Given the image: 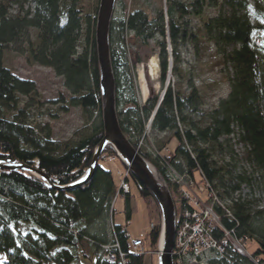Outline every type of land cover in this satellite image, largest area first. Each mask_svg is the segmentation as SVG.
Instances as JSON below:
<instances>
[{"label":"trees","instance_id":"16d2710c","mask_svg":"<svg viewBox=\"0 0 264 264\" xmlns=\"http://www.w3.org/2000/svg\"><path fill=\"white\" fill-rule=\"evenodd\" d=\"M31 1L33 9L14 17L3 4L5 0H0V161L16 160L27 164L48 175L56 185L67 186L81 179L91 167L96 149L104 138L103 124L100 122L89 137L77 143L57 144L52 141L50 133L33 126L26 112L18 109L20 96L36 94L37 88L34 82L18 78L4 66V48L18 41L30 29L38 30L39 44L31 52L33 62L53 69L58 77L65 80L71 94L69 108L93 111L100 117L102 96L96 44V15L99 9L96 7L95 11L88 13L85 0ZM219 7L221 14L203 23L204 34L201 37L181 24L186 18L200 17L204 8ZM167 9V21L163 9L154 20H150L143 11L134 10L127 24L121 23L123 32L134 34L140 41L149 42L160 37L162 85H166L170 71L167 40L170 39L174 47V75L179 71V44L193 39L195 42L203 40L214 44L218 54L234 70L230 77L232 92L213 113L211 124L205 129L200 128L187 113L193 107L197 109L200 103L195 87H192L195 91L192 96L185 97L170 86L158 109L160 97L151 96L144 106L133 100L126 103L125 110L120 111L121 65L112 50L120 127L137 148L136 143L144 136L145 124L157 110L153 130L173 132L171 138L176 139L178 145L169 160H152L150 156L144 158L156 167L167 183V166L176 171H188L191 175L202 171L212 187L219 189L218 198L231 196L226 206L232 217L217 208L224 229L235 231L242 242H254L257 246L254 256H264V210L253 211V204L248 199L241 194L235 198L233 194L239 192L246 181L251 183L253 179L264 186V63L260 49L252 41L255 32L264 33V25L251 23L247 0H195L190 5L168 0ZM261 18L264 20V17ZM82 36L86 45L80 51ZM126 78L128 80L129 75ZM63 108L68 112V107ZM13 113L14 117L8 120L7 114ZM179 123L185 129L180 130ZM232 135H238L239 141L250 149L248 160L256 169L251 179L244 175L233 177V173L231 179H227L224 166L213 160L209 150L203 149V145L220 146L221 138ZM113 155L114 150L107 147L100 161ZM136 184L141 198L145 201L154 199L144 185ZM115 194L113 176L100 163L92 180L72 192L50 189L41 179L26 171L0 169V253L8 257L5 264H73L77 255L69 249H78L85 238H92V244L102 245L101 248L109 244L107 235H91L89 230L98 223L104 227L108 222ZM126 217L128 221L131 219L129 199L126 201ZM22 224L31 227L25 237L15 231ZM114 231L126 256V264H144L145 255L128 248L126 231L122 226L116 225ZM160 234L161 224L152 223L148 236L152 249L157 248ZM111 237V244H116L112 233ZM214 237L220 241L224 236L217 229ZM113 254L115 264H122L119 252ZM230 256L234 261H248L231 250L226 258ZM221 263L224 264V261ZM97 264L111 263L98 259Z\"/></svg>","mask_w":264,"mask_h":264},{"label":"rangeland","instance_id":"374dc122","mask_svg":"<svg viewBox=\"0 0 264 264\" xmlns=\"http://www.w3.org/2000/svg\"><path fill=\"white\" fill-rule=\"evenodd\" d=\"M167 1L168 0L116 1L110 28V46L111 53L112 50L115 52L116 58L121 65L119 72L122 79L119 90V102L121 103V107L119 109L120 111L125 110L126 103L133 100H136L140 106H144L151 96H159L160 103L157 107L158 109L170 86L175 92L185 97H191L195 92L192 87H195L200 98V103L198 102L197 109L193 107L189 109L187 113L200 128L205 129L211 124V116L213 113L219 108L223 101L229 98L232 92L230 77L233 76L234 70L225 62L223 56L218 54L215 45L203 40L201 42H195L193 39L182 41L178 48L180 57L178 64L179 71L172 75V69L174 67V47L171 40L168 39L167 53L169 55L170 71L168 81L166 85L163 86L161 83L162 69L160 55L162 48L159 45L161 41L160 37L150 40L149 42H143L130 32L124 31V33L121 28V23L125 22V24H127L128 17L134 10H141L148 15L150 20H154L158 16L159 11L163 9L167 21ZM176 1L190 5L195 0ZM100 2V0H85L84 3L88 13L95 11L96 7L99 9ZM247 2L249 5V10L247 11L251 23L264 25V20L261 18L264 17V0H247ZM3 4L8 7L10 15L14 17L22 16L27 10L34 8L31 0H5ZM257 10L259 12H256ZM221 12L222 9L220 7L204 8L200 17L195 16L186 18L181 24L201 37L204 34L203 23L206 20L220 15ZM97 18L98 13L96 15V20ZM114 23L115 28L111 41V31ZM123 33L124 40L122 38ZM252 41L256 47L260 49L259 53L264 63V33L255 32ZM38 44V30L30 29L28 33L18 39V41L4 48V66L18 78L34 82L37 88L36 94L29 97L20 96L17 107L19 110L26 112L33 126L45 129L46 133H50L52 141L57 144L77 143L89 137L100 122L103 124V110H101L102 114L99 117L98 113H93V111H85L82 108H69L71 94L65 85V80L62 77H58L53 69L40 66L34 63L31 58V52L37 48ZM85 45L86 40L85 37L82 36L79 43L80 51L84 49ZM152 59H156L159 66L157 82H154L150 76V64ZM142 70H144V75L150 88V94L147 100L143 99L140 92V72ZM128 75L130 78L127 80L126 77ZM156 85H159L158 90L156 89ZM63 107H68V112L64 111ZM14 113L7 114V119L11 120L14 117ZM156 116L157 110L145 124L144 136L136 143L137 148L134 147L129 137L123 134L138 154L141 156L143 154V158L144 156H150L152 160L158 159L161 161L162 159L163 161L167 160L169 156L171 157V154L177 148L178 141L176 139L172 140L171 137L173 132L163 133L153 130V123ZM179 128L180 130L185 129L182 123H179ZM219 143L220 146L216 144L203 145V149L206 151L209 150V153L213 156V160L220 166H224V173L228 176L227 179H231V173H233V177L244 175L245 178H253V173L256 172V169L248 160L250 149L239 141L238 135H232L229 138H221ZM107 147H111L115 155L104 159V161H100L99 159V163L105 170L111 172L116 184V194L111 202L112 211L108 222L105 223L104 227L102 224V226L99 225V223L92 226L89 232L91 235L100 234L101 237L107 235V242L109 244L104 245V248L102 247L104 251V256H102V245L92 244V238H85L78 249H69L74 255H77V259L73 264H97L98 259L115 264V262L107 261L105 257L107 258L109 255L115 257L113 253L117 251L122 258V264H126V256H123V250L118 243L116 231H114L116 225L122 226L124 231H126V237L128 235L136 239L133 236L139 235V237L143 238L144 247L141 255H145L144 264H159L160 238L157 248L152 249L148 236L152 223L155 225L161 224L162 229V209L154 196V199H149L147 201L139 196L138 186L136 184L138 181L135 179L132 172L123 164L115 148L112 145H107L106 148ZM97 150L98 148L96 152ZM146 161L158 172L152 163L148 160ZM13 162L20 163L16 160L7 161V163ZM180 165L183 167L182 163H180ZM167 168V170H171V173H174L172 177L168 176V183L164 178L163 179L166 182L175 206L177 220L175 249L177 245L181 243L184 248L183 252H186L184 256L182 253H175L173 249L172 257L174 264L176 255L181 256V264H200L207 259V264H214L216 262L220 264L221 261H224V264H264V256H254V252L257 248L254 242H242L236 236L235 231L229 232L224 229L221 224V218L217 208L222 209L228 214V217H232L226 206L229 205L231 196L229 198L224 197L223 199L221 197L218 198L217 194L219 189L216 190L212 187V184L208 182V179H206L202 171L195 172L191 175L188 171H181L176 168L178 171L177 173L172 167L169 168L167 166ZM87 173L83 177H85ZM255 177L257 178L256 174ZM81 179L75 183L79 182ZM170 185L172 186V190L170 189ZM233 194L235 198H238L241 194L245 199H248V201L253 204V211L264 210V186L259 180L256 181L253 179L251 183L246 181V183L241 186V190ZM127 199H129L131 210V219L129 221L126 217ZM188 203L197 214V216L191 215L194 218L193 231L188 229V227L180 229L182 223L185 221L183 214L185 212L184 208H186ZM206 225L212 227V238L205 232ZM11 228L14 230L13 227ZM214 229H218L223 233L224 237L220 241L214 237ZM30 230L31 227L25 224L15 228L16 234H22V237H25ZM111 233L114 235L113 240L116 244H111ZM126 240L128 241V239ZM211 242H214L217 246L209 244ZM155 250L156 252H154ZM230 250L233 253L241 255L243 259H247V263L241 259L237 260L239 262L234 261L231 256L226 258ZM188 255L190 258H186ZM7 260V255L0 253V264H5Z\"/></svg>","mask_w":264,"mask_h":264},{"label":"water","instance_id":"95a60500","mask_svg":"<svg viewBox=\"0 0 264 264\" xmlns=\"http://www.w3.org/2000/svg\"><path fill=\"white\" fill-rule=\"evenodd\" d=\"M96 23L97 55L100 66V89L102 95L104 138L99 144L92 166L79 182L69 186H57L52 179L26 164L0 161V169L26 171L43 180L47 187L59 192H70L86 185L95 175L99 159L107 145H112L123 164L132 172L135 179L147 187L162 209V229L159 245V264H174L173 249L176 235V212L174 201L163 177L132 146L123 134L117 115L116 81L111 60L110 28L117 0H100Z\"/></svg>","mask_w":264,"mask_h":264},{"label":"built area","instance_id":"2783aa9c","mask_svg":"<svg viewBox=\"0 0 264 264\" xmlns=\"http://www.w3.org/2000/svg\"><path fill=\"white\" fill-rule=\"evenodd\" d=\"M168 175L172 177L174 175V173H171V170H168ZM191 215L197 216L196 211L193 208L189 212H184L183 217L185 218V221L182 223L180 229H183V228L188 227V229H191V231H193V224H194L193 220H194V218ZM211 229H212V227H210V225H206L205 226V232L208 233L209 237L212 238V236H211ZM227 234H229V233H227ZM127 237H126V239H128V241H127L128 248L131 249V250H133V251H135L137 254H141L142 253V250H143V247H144V244H143V241H142L143 238L133 239V238L129 237L128 235H127ZM209 244H212L214 246H217L214 242H211ZM183 250H184V248L182 247L181 243H179L177 245L176 249H175V253H179V254L182 253L185 256L186 252L185 251L183 252ZM180 257L181 256L176 255L175 264H181V258ZM186 258H190V256L188 255V256H186ZM191 258L192 259H195L193 257H191ZM105 259L107 261L115 262V257L112 256V255H109V257H107V258L105 257ZM207 263H208V259L202 261L200 264H207Z\"/></svg>","mask_w":264,"mask_h":264},{"label":"bare ground","instance_id":"6f19581e","mask_svg":"<svg viewBox=\"0 0 264 264\" xmlns=\"http://www.w3.org/2000/svg\"><path fill=\"white\" fill-rule=\"evenodd\" d=\"M150 76L152 77V80L154 82L158 81V76H159V66L157 64L156 59H152V62L150 64ZM140 92H141V96L143 97L144 100H147L149 98V94H150V88L148 86L147 80L145 78L144 75V70H142L140 72ZM156 89H159V85H156ZM192 206L191 205H187L186 208H184L185 212H189L191 211ZM177 222V220H176ZM174 250H175V243H174ZM173 250V251H174Z\"/></svg>","mask_w":264,"mask_h":264},{"label":"crops","instance_id":"0c3cea01","mask_svg":"<svg viewBox=\"0 0 264 264\" xmlns=\"http://www.w3.org/2000/svg\"><path fill=\"white\" fill-rule=\"evenodd\" d=\"M121 226V225H120ZM133 237H135V238H141V237H139V235H134Z\"/></svg>","mask_w":264,"mask_h":264}]
</instances>
